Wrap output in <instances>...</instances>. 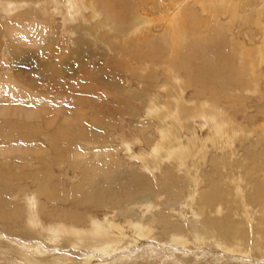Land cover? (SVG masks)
Returning <instances> with one entry per match:
<instances>
[{
  "label": "rangeland",
  "instance_id": "1",
  "mask_svg": "<svg viewBox=\"0 0 264 264\" xmlns=\"http://www.w3.org/2000/svg\"><path fill=\"white\" fill-rule=\"evenodd\" d=\"M171 1L84 0L80 2L84 8V20L77 8L75 14L65 15L68 10L67 0L65 3L64 0H0V168L18 174L13 182L10 178L6 182L0 180V194L4 204L1 199L0 203L6 212L4 217H0V241L7 243L5 246L0 245V264H72L70 261L73 258L76 264H84L88 259L91 260L88 264H121L122 259L128 260L124 264H264V257H260L264 255V242L260 241L261 235L255 230V226L264 217V199L248 198V195L254 192V182L248 180L242 196L244 208L236 190L227 184V176H241V167L235 166L236 161L245 163L247 148L257 142L260 135H264V0ZM146 7L151 10L145 11ZM177 10L179 16H184L180 13L181 10H189L193 14V17H182L184 44L179 59H186L195 46L209 47L216 35L226 41L227 54L232 59V64L227 69V76L215 81V85L228 84L224 89L222 86L218 88L224 95H219L217 101L220 108L226 111L225 114L232 116L229 123L232 131L241 136L236 143L235 156H230L228 148L224 149L226 163H221L222 151L210 146L207 161L197 162L201 184L194 189L192 180H188V183L184 184L183 198L171 204V195L163 191L165 184L170 181L166 176L174 172L178 176L186 177L184 166L178 167L172 161H162L161 167L155 168L156 171L152 174L148 169L154 165L153 161L159 162L163 153L170 155L160 151V154H152L151 158L135 157L150 154L158 144L166 143L169 146L170 139L174 142L169 133L172 122L169 119H153L152 113L146 109L150 105L146 93L151 92L154 95L158 108L172 109L174 113L185 102L186 111L192 113L199 108L195 85L186 89L184 75L177 80L178 89L167 85L170 72H163V64H158V67L151 65L148 69L145 66H137L127 56H123L124 49L129 54L134 51L132 41L121 33L126 30L120 28V32L116 33L110 28L118 16L127 15L130 19L138 15L144 17V11L148 13L149 20L157 22L159 18L173 19L174 14L178 13ZM163 29L164 23L158 27L154 26L155 37L158 35L161 38V35H164L161 33ZM113 34H116V38ZM78 36L89 42L86 59L70 53L74 51V45L68 43ZM139 37L143 39V34ZM208 62L200 55L193 60L192 65L197 73L198 66ZM155 68L159 70V76L155 75ZM52 69L61 74L62 83H68L69 91L63 87L59 88L52 80L47 81ZM168 87L173 90V96L168 95ZM217 101L214 103L217 104ZM28 110L33 111L35 115L28 114ZM192 117L194 116L185 123L193 131L195 125L199 128L201 124L203 128L200 132L204 134L212 126L206 117L200 114ZM22 118H26L23 122L31 126L46 123L48 132L53 126L50 127L47 121L65 124L69 132H81L71 135L72 142L69 145L52 147L50 133L38 134L34 131L26 138L8 133L10 127L20 124ZM161 127L165 130L164 134L160 132ZM244 128L247 131H244ZM140 129L148 130L150 141L146 142L142 138ZM176 130L188 136L186 128ZM22 140L25 143L21 142ZM124 140H130L128 142L131 143L129 147L132 150H128ZM224 143L222 141V144ZM53 148H56V151ZM36 152L39 159L34 162L32 155ZM56 154L58 156L54 161H50ZM215 160L220 162L216 172L212 167ZM19 172H29L33 175L20 176L22 173ZM221 173L226 176L223 182L231 195L220 206L222 209L218 207L219 204L215 205L214 209L211 208L214 211L211 216H230L234 224L237 221L244 223L249 240L247 253L227 251L223 241L219 239H206L199 245L203 236L198 238L187 232L184 242L175 244L159 241L151 233L150 237L137 241L139 245L134 241L137 245L132 247L131 243L128 251L120 249L106 255L102 251L107 249V242H75L69 240L72 234L68 232L63 233L64 239L56 241L55 234H49V229L54 228V225L35 228L27 223L28 198L32 202L37 201L36 213L40 222L44 220L47 225L50 220L59 217L67 225L80 229L81 226L77 225V219L74 218L76 211L84 213V220L94 217L100 222L111 221L119 212L118 208L94 207L88 198L85 202H79V193L86 191L94 179H101L106 185L115 183L118 187L126 181L132 184L133 177L138 178L143 174L150 179L149 181L142 177L147 183L154 182L156 193L159 195L154 201L159 205H156L153 211L149 204L128 208L136 212L138 209L143 220L155 216L163 207L170 208L168 212L173 214L172 221L187 223L196 219L195 210L197 214L198 209L193 207V204L199 200L202 192L209 189L208 175L220 178ZM9 184L14 185L9 191H15L13 195H6ZM43 184L49 186L52 197L42 193ZM110 196L105 194L104 201ZM48 197L56 200L50 202ZM114 204V201L106 203L108 206ZM42 206L46 207L44 212ZM217 210L221 212L218 214ZM91 222L92 219L89 225ZM122 224L129 228L136 224V217L132 216L129 222L122 220ZM144 224L151 231L149 226L153 224ZM59 225H62L61 221ZM27 226H31L29 233ZM65 240H68V243H63ZM230 240L235 241L233 237ZM191 243H194L193 246ZM25 245L39 249L28 253ZM112 248H115V245ZM146 250L149 257L148 254L142 256ZM223 250L233 259L222 255L220 252Z\"/></svg>",
  "mask_w": 264,
  "mask_h": 264
},
{
  "label": "bare ground",
  "instance_id": "2",
  "mask_svg": "<svg viewBox=\"0 0 264 264\" xmlns=\"http://www.w3.org/2000/svg\"><path fill=\"white\" fill-rule=\"evenodd\" d=\"M83 1L84 0H67L68 10H67V14L65 15H69L71 13L75 14L76 13L75 9L77 8L76 10L81 14L83 19L86 20V18L82 14L83 4L80 3ZM173 5L175 6V4ZM178 8L179 7L177 6V9ZM144 10L149 11L151 9L149 7H146V9ZM142 13L145 14L146 16L143 17L141 15H138L137 17L131 19L128 18L127 15L118 16L117 20L112 24L110 28L111 30H114V32L116 33L120 32V28L126 30V32H121L124 33L123 37L125 36L129 39V41L130 40L132 41V44L134 46V51L131 54H129L124 49L123 53L125 55L123 56H127L132 62H134L139 67L145 66L146 69H148L151 65L153 66H157L158 64L165 65L163 68V72H167V71L170 72L168 74L169 76H168L167 85L169 86L173 85L174 88L176 89H178L177 80L182 75H184L186 80L185 88L187 89L195 85V90L199 97V108L197 111L192 113L187 112L186 111L187 105L185 102H183V104H181L179 108L173 113L172 109L164 110L163 108L156 107V98L154 97V95L151 92L146 93V95L149 97V102H150V105L146 109L152 113L151 116L154 117L153 119H157V120L169 119L172 122L173 126L169 133L170 136L173 138L174 142H172V140L170 139L169 146L166 143L158 144V146L154 148L150 154L148 155L140 154V155H135V157L139 156L137 157L138 159L139 158L146 159L147 157L151 158L152 154L154 153L160 154V151L166 152L168 155H170V156H166L165 153H163L161 155L162 159H160L159 162H155L152 160L154 162V165L150 167L151 169L147 168L148 171H150L152 174L154 173V171H156L155 168L158 169L161 167L162 161H172L178 167L184 166L183 172L185 173L186 177L178 176L177 173L174 172L167 174L166 176L167 179L170 181L169 184H165L163 191L171 195L172 200L169 203L172 204L175 203L177 200L180 201L183 198L184 184L188 183V180L190 181L192 180L194 184V189H196L197 186L201 184L199 180L200 175L198 174L199 166L197 165V162L199 160L203 162L207 161V153L210 146H212V148L215 150L222 151L223 157L221 163H226L224 157L225 153L223 152L225 148L229 149L230 156H235V151L237 149L236 143L238 138L241 136V134H238V132L236 131H232V126L231 124H229L232 121V116L226 115L225 114L226 111L220 108V103L217 101L219 95H224L222 92L218 91V88L222 86V89H224L225 87L228 86V84L219 83L220 85H215L216 83L215 81H220L221 78L227 76V69L232 64V59L229 58L227 54L226 41L219 35H216V37L213 36L214 40L212 39L213 41L211 42L209 47L195 46L193 49L190 50V52L188 53V57L186 59H179L178 58L180 56L179 53L182 48V45L184 44V38L182 37V35H184L183 27H182L183 25L181 24V21H184V19L182 17L184 16L193 17L192 12L189 10H184V11L181 10L180 13L184 16H179V12H178L176 13L178 15L176 16V14H174L175 17H173V19L171 20L169 17H168L169 19L159 18L157 21L158 24H156L157 22L152 19L149 20L148 18L149 15L147 12L143 11ZM161 23H164V29L161 32L164 33V35L160 34L161 38H159L158 35L155 37L153 33L154 32L153 27L154 26L158 27V25H160ZM77 32H81V31L77 30ZM140 34L141 36L143 34V39L139 37ZM113 37L116 38V34H113ZM88 43L89 42L86 41L83 37L80 36L73 37L72 40H70V42L68 43L74 45L73 48L74 51H71L70 53L74 55L75 54L81 55L84 59L88 58V50H86L87 47H89ZM233 50L237 55L236 50L235 49ZM83 51H87V53H83ZM200 55L204 59H206V61L209 62L203 65L206 66L205 68H201L203 66H198V72L196 73L195 71L196 68L194 69L192 62L195 58H197ZM243 55H245V52H243ZM82 68H84V64ZM177 69L179 71H177ZM84 73H86V71ZM155 75L157 76L160 75V72L157 68H155ZM60 77H62L61 74H59L54 69H52L49 72V77L47 78L48 79L47 81L52 80V82L56 83L59 88L63 87L69 91L68 83L65 82L62 83L61 82L62 79ZM166 91L168 92V95L170 96L174 95L173 90L171 88L168 87ZM216 101L217 104L214 103ZM26 112L28 114L34 113L31 110H28ZM197 114L206 117L207 122L212 124V126L204 134L200 132L203 128L201 124L199 128L195 125V131H193L187 125V123H185L188 119H191V116H194L192 118H195ZM33 115H35V113ZM25 119L26 118H22L19 125L10 127L8 133H10L11 135H19L21 138H26L28 136H31L34 133V131L38 134H45V132L50 133L49 139L52 141L51 146L59 147L60 144L69 145L72 142L71 135L79 134L81 132L80 130H74L73 132H69L65 124L62 125L54 124L52 122L50 123L47 121L50 127L53 126V129H50V131L48 132L46 129L47 126L46 123H38L37 126L35 125L31 126L23 122ZM161 128L162 129L160 130V132L164 134L165 130L163 129V127ZM176 128H180V129L186 128L188 130V136H184V134L181 131H177ZM140 131L142 138L146 142L150 141L148 130L140 129ZM244 131H247V129L244 128ZM241 133H243V131H241ZM132 139H134L135 141L138 140L137 138H132ZM128 141L124 140L123 142L128 147V150H132L129 147L131 146V143ZM164 141H166V139ZM222 141H224L225 143L222 144ZM21 142L24 141L22 140ZM53 150L56 151V148H53ZM56 156H58V154L53 155L50 161L53 162ZM32 157L34 159V162L38 161L39 159L38 152L32 155ZM193 160L194 162L191 163V161ZM245 160H247L245 163L241 160H238L235 163V166H237V168H239V166L241 167L240 168L241 176L237 175L238 176L237 178L236 176H234L233 178L227 176L229 178V182L227 184H230L232 186V189L236 190V195L240 198L242 202V206L244 208H245V203L242 196L244 193V188L248 184V180L250 182H254L253 185L254 192L252 194H249L248 198L249 199L255 198V200L264 199V178H263L264 177V135H260L258 141L252 143L247 148L245 154ZM219 164L220 162H218L217 160L213 161L212 167L215 168V172L217 171L216 168L218 167ZM19 173H22L20 176L33 175L32 173L29 172L26 173L19 172ZM140 176L141 177L138 178L133 177L131 180L132 184L126 181L122 185H119L118 187L115 186V183H110L106 185L103 182V180L94 179L93 184L90 183L91 186L88 187L86 191H84L83 193L82 192L79 193V196L81 197L78 198L79 202L81 201L85 202V199L88 198V200L94 204V207L118 208L119 212L117 213L116 217L111 221L107 220L105 222L103 221L100 222L94 217L93 218L87 217L84 220V213L76 211L74 218L77 219L75 221L77 225L81 226L80 229L74 225L73 226L67 225L65 222H63V220H60L59 217L53 218L52 220H50V224L47 225L44 222L43 218H42L43 221L40 222V218L36 213L37 201L32 202L30 198H28V203L26 205V213L28 216L27 223H29V225H33V227L35 228L44 227V226L47 228L54 225V228L49 229V234L50 235H52V233L55 234L54 239L56 241H58L59 239L61 240L64 239L63 233L68 232L72 234L69 240L75 242L78 241L84 244H104L107 242L108 243L107 249L102 251V253L106 255H110L112 251L114 252L120 249H125L126 251H128L127 248L130 247L129 245L131 243H133L134 241L136 242L141 241L142 238L144 237H150L151 233L155 235V237H157V240L159 241L162 242L166 241L175 244V243H179L180 241L184 242L187 232H191L196 237L200 235L203 236L202 237L203 239L200 238L201 240L199 241V245L203 244V242L206 239L208 240L219 239L223 241L224 243L223 245H225V247L228 249L227 251H232L233 253L234 252L247 253L246 247L249 243V240L247 238L248 232H246V227L244 223H240L237 221V223L234 224L232 217L230 216L229 217L225 215H221L219 217L211 216V214L214 212L213 207L217 204H219L218 207L222 206L226 202L227 197L231 195V192L228 191L227 187L223 182V179L226 177L223 173H221L220 178H217L215 175H208L207 179L209 185L207 186L209 187V189L206 190L205 192H202V195L197 202L194 203L191 200V202L194 203L193 207H196L198 209L197 214H196L197 210H195L196 219L194 220L189 219L190 221L189 222L187 221V223L179 222V221L175 222V220L172 221V218L174 217L172 216L173 214L170 215V213L168 212L170 208L165 209L163 207V209L161 210L158 209L159 212L156 213L155 216L148 217L147 219L144 220L141 218V214L139 213L140 211L138 209L137 212L133 209H129L128 206L136 205L137 207H141L149 204L150 208L152 209L150 210L153 211L156 205H159L154 201V199L159 196L156 193L154 182L151 181L147 183L145 180H143L144 178L142 177H146L150 181L148 176L145 174ZM17 177H18L17 173H10L0 168V180L2 182H6L7 180H9V178L11 179V182H13L15 179H17ZM13 187H14L13 184H9L7 186L6 195L10 193H12V195L14 194L15 191L9 192ZM42 193L45 195H50L51 197L53 195L49 186L46 184L42 185ZM105 194L111 195L105 201L107 204H110L112 201H114L115 204L113 206L106 205L104 201ZM191 196L193 197L194 195L192 194ZM0 199L1 202L4 204L2 194H0ZM47 200L53 202V200L56 199L53 198L51 200V198L48 197ZM2 203H0V217H4L6 215V212H4V209H2V205H1ZM162 205L164 206L163 203ZM220 208L222 209V207ZM45 209L46 207L42 206L43 212ZM192 210H194V208ZM217 212L219 214L221 211L219 212V210H217ZM245 212L248 213V211ZM183 214H185V212ZM132 216L136 217V224L127 228L125 225L122 224V220H126L127 222H129ZM186 217L187 215L185 216V218ZM91 219L92 222L91 225H89ZM60 221L62 225H59ZM144 223L153 224L152 226H149V228H151L150 229L151 231H149L148 227H145ZM259 225L264 226V217H262V220L258 223V225L255 226V230L257 231V233L261 235L260 241L264 242V227L260 228ZM26 229H27V233H29L31 231V226H27ZM156 233L158 234V236H156L157 235ZM41 235H43V231H41ZM231 237H233L235 241H231L230 240ZM154 240L155 239H153L152 241L153 243ZM240 242L241 244H239ZM63 243H68V240H65ZM141 243L144 242H140V244ZM6 244H7L6 242L0 241V245L5 246ZM113 244L115 245V248H112L114 246ZM135 244L133 243L132 247H134ZM192 244L194 243H191V245ZM25 246L28 253L38 251L39 249L38 247H34V246H29V245H25ZM199 250L200 249H198V251ZM23 251L25 252V250ZM147 251L148 250L142 253V256L144 254H148L149 257L150 255L149 252ZM189 251L191 252V250ZM220 253L222 255H225V257L226 256L231 257L229 254L226 255L224 250L223 252L221 251ZM33 256L34 255H31V257ZM260 257H264V255H261ZM129 260H131V258H129ZM121 261H122L121 264H124L128 260L126 259L124 261L122 259ZM90 262L91 260L88 259L84 262V264H88ZM205 262L207 261H204V263ZM49 263H54V262H49ZM70 263L76 264L75 259L74 258L71 259ZM189 263H190V259H189ZM21 264H24V262H21Z\"/></svg>",
  "mask_w": 264,
  "mask_h": 264
}]
</instances>
